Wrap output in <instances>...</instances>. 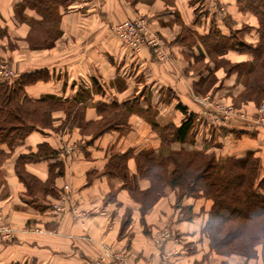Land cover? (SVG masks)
Wrapping results in <instances>:
<instances>
[{
	"label": "crops",
	"instance_id": "1",
	"mask_svg": "<svg viewBox=\"0 0 264 264\" xmlns=\"http://www.w3.org/2000/svg\"><path fill=\"white\" fill-rule=\"evenodd\" d=\"M22 1L0 0V24L8 33V39L0 41V58L11 63L16 77L47 73L46 80L25 86L28 97L52 95L71 100L84 88L88 92L85 121L97 120V103L130 102L135 110L126 122L128 128L121 132L111 131L93 141L67 127L59 133L33 132L15 149L0 169V217L12 229L11 239H0V264H81L98 259L103 244L124 256L121 264H243L241 258H221L209 249L201 234L204 219L198 215L202 202L184 200L182 207L194 203L192 213L196 215L191 221H180V211L174 207L175 192L167 190L142 216L140 204L121 188V182L102 173L114 153L158 151L162 144L150 122L178 126L184 119L175 110L178 102L196 118L191 140L171 144L172 150L206 149L221 157H241L254 151L264 161V126L256 121L253 106L241 111L244 118L227 120L212 106L197 101L228 102L225 98L230 91L232 95L240 92V87L234 88L235 75L224 79L217 73L223 87L216 96L198 97L192 85L199 77L191 69V52L196 54L198 48L191 51L173 44L183 23L198 36L205 35L213 24L224 35L248 26L250 29L239 36L242 42L254 45L258 41L256 17L240 8L236 0H212L206 11H199L197 24V0H79L59 10L61 35L54 46L31 51L25 45L28 25L17 21L13 11ZM24 15L37 16L29 10ZM135 18L144 19L150 34L159 38L167 60H158L147 47L129 52L108 28ZM9 42L16 45L12 51ZM225 59L242 64L251 61L249 55L234 51ZM53 117L57 128L64 114L58 112ZM42 144L57 151V157L29 164L26 169L44 181L52 164H62L63 175L55 179L54 186L61 193L64 186L69 188L64 214L50 211L55 202L50 196L27 197L15 174L18 156L35 152ZM127 164L129 174L135 175L134 161ZM136 185L145 190L148 182L138 178ZM128 214L130 221L123 230ZM161 232H168L169 239H159Z\"/></svg>",
	"mask_w": 264,
	"mask_h": 264
},
{
	"label": "trees",
	"instance_id": "2",
	"mask_svg": "<svg viewBox=\"0 0 264 264\" xmlns=\"http://www.w3.org/2000/svg\"><path fill=\"white\" fill-rule=\"evenodd\" d=\"M77 1L23 0L14 6L15 18L29 28L25 37L28 49H51L61 35L59 10H66ZM236 3L257 19L256 44H247L240 39L239 34L248 31V26L224 35L213 24L205 35L198 36L183 23L173 44L191 51L198 48L196 54L191 52V69L199 77L192 85L196 96L214 98L223 87L217 73L224 75V79L235 75L234 88L240 87V92L232 95L230 91L225 103L238 111L249 105L258 109V105L264 103V0H236ZM197 7L195 24L200 18L199 11H206L208 4L197 1ZM25 10L34 12L36 18L25 17ZM5 39H8L7 29L0 24V41ZM229 51L247 54L251 61L231 63L225 59ZM46 79L47 73L43 71L14 76L13 80H0V169L33 132L59 133L67 127L77 129L80 136L90 137L93 141L111 131L121 132L128 128L126 122L135 110L130 102L97 103V120L85 121L83 110L88 105L85 102L88 92L84 88L80 87L71 100L52 95L38 99L28 97L25 86ZM175 110L184 116L178 126L170 123L161 127L150 122L162 144L158 151L114 153L102 175L121 182V188L140 204L142 216L165 196L167 190L175 192L174 207L180 211V221L193 220L196 215L192 213L193 204L202 202L198 215L204 219L201 234L208 240L209 249L221 258H241L243 264H264V161L254 151H247L241 157H221L206 149L172 150L171 144H186L191 140L196 118L180 102ZM58 112L64 114V119L55 128L53 115ZM56 152L42 144L35 152L18 156L14 170L27 197L50 196L55 202L59 199L61 191L56 190L54 181L63 175L61 163L49 167L48 178L44 181L26 169L29 164L55 159ZM130 160L135 163V175L129 174L127 163ZM138 178L148 182L145 190L138 189ZM184 200L194 203L184 208ZM128 216L123 222V230L129 224Z\"/></svg>",
	"mask_w": 264,
	"mask_h": 264
},
{
	"label": "built area",
	"instance_id": "3",
	"mask_svg": "<svg viewBox=\"0 0 264 264\" xmlns=\"http://www.w3.org/2000/svg\"><path fill=\"white\" fill-rule=\"evenodd\" d=\"M203 4H209L212 0H197ZM109 30L119 39L122 46L131 53L138 52L141 48L147 47L151 49L153 55L160 61H165L168 59L167 54L161 49V43L159 38L154 34H150L147 23L142 18H135L127 20L119 25H111L108 27ZM13 70L8 62L0 63V77L3 80H12L15 76L12 73ZM199 103L207 104L212 106L214 111L217 112L222 118L230 119L231 117L244 118V113L237 111L232 105L225 103H213L208 100H197ZM256 121L264 126V103L260 105L256 113ZM69 192L68 186L63 187V192L60 193L59 199L54 202L50 208L52 213L64 214L67 208L68 199L67 194ZM3 219L0 217V239L9 240L11 239L12 229L11 227L3 223ZM170 234L168 232H161L158 234V238L161 240L169 239ZM102 254L96 260L83 261L81 264H101L105 260H109V264H121L124 261V256L120 254H115L110 251L107 245H102Z\"/></svg>",
	"mask_w": 264,
	"mask_h": 264
},
{
	"label": "rangeland",
	"instance_id": "4",
	"mask_svg": "<svg viewBox=\"0 0 264 264\" xmlns=\"http://www.w3.org/2000/svg\"><path fill=\"white\" fill-rule=\"evenodd\" d=\"M79 1V0H78ZM17 21H19V20H17ZM117 25V24H116ZM7 47H8V49H10L11 51L15 48V44L14 43H11V42H9V43H7ZM8 62V64H10V67H11V69L13 70V66L11 65V63L8 61V60H6V59H4V58H0V63L1 62ZM13 72H14V70H13ZM12 72V73H13ZM15 74V73H14ZM0 80H3V78H1L0 77ZM13 80V79H12ZM217 103H221V102H217ZM260 106L258 105V107L257 108H259ZM257 110V109H256ZM238 111V110H237ZM102 264V263H101Z\"/></svg>",
	"mask_w": 264,
	"mask_h": 264
}]
</instances>
